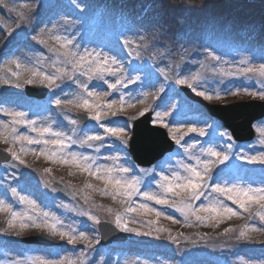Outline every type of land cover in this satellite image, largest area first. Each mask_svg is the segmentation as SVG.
<instances>
[{
	"label": "snow or ice",
	"instance_id": "obj_1",
	"mask_svg": "<svg viewBox=\"0 0 264 264\" xmlns=\"http://www.w3.org/2000/svg\"><path fill=\"white\" fill-rule=\"evenodd\" d=\"M42 7L43 4L40 3V0H37V4L33 9V15L38 17L39 9ZM77 7L81 6L77 5ZM64 23L70 28L74 29L76 27L74 20L66 19ZM55 28L56 25L53 24L52 28L46 27L45 29H41V34L33 35L32 40L39 44H47V41L42 36L47 31L49 37L54 38L60 44L59 49L49 50L53 51L58 59L61 56L63 57L60 63L64 67H57L55 73L47 74L44 71L33 69L32 76L39 77L41 84L47 81V85L51 90V96L55 97L54 100H50V103L54 104L60 110V114L63 115L64 119L73 126L71 129L72 135H68L63 131V125L58 122L57 127L53 128L52 124H40L38 120L29 119V114L26 112L0 108V111L4 115L11 117L12 139L8 140L7 137H4L3 142L15 144L26 141L27 145L30 146L43 145L44 147L40 148V151H36L35 148H31L30 150L35 155H44L46 159L53 162L74 165L81 172L101 180L104 188L100 191L103 194L111 195L113 200L119 198L121 204L127 205L123 209V215L119 212L115 215V227L123 232L135 233L136 235L151 234L150 231L141 232L137 228L128 226L129 220L132 223H137L136 220L130 217L129 214L131 213H136L137 215H140L141 212L152 214L157 219L164 216L165 219L171 220L173 223H179L177 218L163 210L150 206L147 201H153L155 205L168 206L181 213L185 224H189L192 217H195V221L200 223L213 219L216 224H219L221 218L239 215L238 210L249 212L248 219L251 220L253 218L251 214L253 206L256 207L255 215L259 216L261 222H264V181H261L260 186L257 187H253L250 183H233L230 181L221 183V169L218 167L219 165H224L227 168L228 166L225 162L230 161V159L264 166V147L257 148L255 145L245 146L248 152L255 154H247V152L237 153L235 148L239 146L235 144L232 136L227 131H219V136H217V131L221 126L215 120H212L211 117H207L201 121V123L207 125V127H202L199 126V123L183 118L180 104L168 102L163 104L156 103V101H162L164 95H166L164 83H160L155 92L142 93L144 98L134 96L131 93L126 95L122 89H127L129 85H134L137 82H141L147 86H155V83L158 82L156 72L164 75L165 81H167L168 76L165 68L148 69L142 77L139 73L144 70L146 63L143 66H133L130 62L126 66L112 50L104 51L102 49H88L85 47L84 51L81 52L80 48L82 45L77 40L75 32H69L67 35H57L54 34ZM65 31H67V28ZM15 34H17V30L9 31L5 44ZM122 43L125 47H131L133 40L124 36ZM135 43L137 49L143 47L147 51L148 45L145 43V37L140 36V39ZM61 49L63 52L60 51ZM205 52L207 58L215 61L217 64L227 63L223 61L222 56L218 55L215 50L205 49ZM5 55L8 54L5 53ZM128 55L131 57V60L141 59V52L139 50L134 53L130 51ZM10 62L14 63L17 68L21 67V62L18 58ZM132 73L137 74L133 75ZM12 75L18 77L20 73L13 72ZM219 75L233 78L244 77L248 80L255 78L261 85H264V57L261 58L259 64L253 63L251 58H242L234 70L225 71L221 68ZM82 76L86 77L84 81L80 80ZM107 77L115 78V82H111ZM65 78L75 83L80 92H65L64 87H67V85L63 84ZM57 81H60V83H57ZM93 81H102L110 91L98 90L100 85L93 84ZM34 82V79L25 81L26 84H33ZM3 83L13 84L17 88L20 87V84H14L11 79L3 80ZM175 83L177 85H186L197 96L207 101H211L214 98L220 99L222 93L224 95H236L240 91L239 86H235V91H233L232 87H229L232 84L231 80L225 83L222 79L220 83L224 84V87L216 90L208 85L206 78L199 74L186 76L181 71L177 72ZM206 85L208 86L206 87ZM243 91L253 97L264 100V87L250 91L245 85ZM114 93H120L118 100L109 98ZM69 95L72 96L71 99L68 98ZM177 95L179 94L177 93ZM149 97L153 103H147ZM135 102L146 105L140 111V116L145 115L147 112H152L154 113L153 122H158L168 128L172 139L178 146L183 148L187 156V162L178 161L175 166H170L166 170L161 165L159 172H157L156 166L152 169H137L135 165L129 163L126 151L129 141L123 138L126 122L124 126H121L114 119H108V117L116 118L118 113L124 111L125 105L132 107ZM71 108L82 109L87 112V120L84 117L72 118L69 115ZM129 119H135V117H130ZM87 121L95 123L89 126ZM77 125H81V127L77 128ZM17 126H23L29 129L30 132H36L38 135L33 137L30 134H21ZM96 128L103 129V132L96 131ZM191 133H195L197 137H208V146L205 147L203 144H200L199 140H196L192 144L184 141V137ZM113 137L119 141V146H117L116 141L106 144V141L111 140ZM49 145L53 147L48 148L47 146ZM73 145L80 148L86 147L92 149L97 154L100 153L102 148L107 147L111 152L124 153V155H108L103 157V159L110 163H100L99 155L93 156L83 152L71 151L70 148ZM197 145H199V153L192 151ZM20 151L24 152L25 148L22 146ZM7 152L11 155L13 161H18V164H25V161L20 158V154L14 151L13 148H8ZM18 164H9L8 166L17 168ZM48 171V169H45V172ZM157 177L159 178L157 179ZM12 178H16L15 173L12 174ZM153 181H155L159 191L152 190L151 184ZM44 183L46 187H51L53 192L61 191V189L51 184L50 181H44ZM87 187L91 188L92 185L89 184ZM7 189L10 191L12 199L8 200L7 197H0V211H7L9 213L11 217L8 220L9 227H16V221L19 219V228L21 230L28 227L46 229L51 234H58L61 239L66 238L70 245H75L77 241H85L87 242L86 247L90 251H95L93 244L99 243V241H92L85 234L84 230L66 226L62 217L58 216L55 212L44 211L37 205L34 199H30L29 196L22 194L18 186L9 184L7 185ZM134 197H140L141 202L137 204ZM175 197H180V199L177 201ZM221 197L224 199L222 200ZM196 201H200L198 206L195 204ZM226 201H231V204L235 205L236 209L229 206ZM14 203L28 205L36 215L14 211ZM64 207L67 206L65 205ZM200 213H204L205 215H200ZM79 214L88 216L90 220L97 224L100 223L90 212H81ZM156 223L157 220L147 221V225L150 228ZM155 231L161 232L163 229L155 228ZM227 231L229 229H225V232ZM240 236L243 237L244 232H241ZM171 239L179 243L177 237H171ZM185 239L187 238L185 237ZM35 259L39 260L40 264H65L64 260H48L43 257ZM86 259L87 254H85L84 260H80L79 264H85ZM12 264H21V262L13 261ZM68 264H77V262L69 260ZM114 264H118V262H114ZM256 264H264V258L256 262Z\"/></svg>",
	"mask_w": 264,
	"mask_h": 264
},
{
	"label": "rangeland",
	"instance_id": "obj_2",
	"mask_svg": "<svg viewBox=\"0 0 264 264\" xmlns=\"http://www.w3.org/2000/svg\"><path fill=\"white\" fill-rule=\"evenodd\" d=\"M7 1V0H6ZM76 1L77 5H80L81 8L85 7V6H90L92 8V10L88 13V18L81 24L78 20L75 21L76 27L77 29H80V31H88V29L95 24L94 21L92 20V17L96 18L98 14H101L102 16V20L100 21V27L104 30V31H108V34H110L111 36H115L117 37L119 40L123 39L124 36H127L130 40H134L140 33L141 31L143 32V36H145V30L147 28L146 24L150 21H153L154 19L151 17L152 15H155L156 10L154 8V3L155 0H74ZM78 1V2H77ZM94 3H93V2ZM159 1V2H158ZM156 1L157 4V14L155 16V22H157V25L155 26L156 29H158V27L161 25V23H164L163 21L166 19H171V18H176V13L178 12V10H181L182 8H176V7H165V4H163V1L158 0ZM179 1L180 5L182 6H189L190 4L192 6H195V14L193 16V20H197L198 21V25L196 26H192L191 23V27H190V33L189 34H184L183 36L185 38L188 37H193L197 40H201L198 41V45L196 46V50L200 51L201 46L204 44H209V45H213V40L214 37L211 35H208L206 33L200 34L198 27L202 24V21L204 20V18H210L209 20V24L210 27L209 29H213L214 31L217 32L218 36H221V40L224 36V34L222 33L223 27L224 26H228V28L225 30H230L231 26L229 24V22H233L234 20L238 21V18L240 16V9L242 8H238V5L241 3H245L244 7H249L251 9H259L256 5L252 4L254 1L252 0H224V2L226 3L227 6H225L224 8L226 9H234V11L237 12V14L231 18H229V16H231L230 13L228 14H224V15H213V12H211V8L214 6V1H219V0H177ZM257 3L262 5V8L264 10V0H256ZM17 2V1H16ZM114 2L118 3L119 5H123L124 7H115L114 6ZM170 2V0H169ZM19 5L18 7L20 9H23L25 6H23V3L21 2H17ZM75 3V2H74ZM17 5V4H16ZM150 5V6H149ZM73 6V5H72ZM127 6V7H125ZM77 7V6H75ZM146 8L148 7L150 10L147 11L146 13L140 14L136 9V8ZM167 10H171L173 11V13L171 14V12L167 11ZM69 11L72 13L74 11H77L76 8H69ZM210 11V13H209ZM261 11V10H260ZM262 12V11H261ZM264 14V12H262ZM122 15V21L117 18V16ZM189 17L192 16L190 13H188ZM262 17H264V15H261ZM37 16H33V18H36ZM221 18V19H220ZM38 19V18H37ZM214 20H216L218 22V24H214ZM31 21V19H30ZM178 23V21H177ZM176 24V22L174 21H170V24L168 25L167 23V27L168 28H172V30H174V25ZM187 29V28H186ZM213 31V33H214ZM23 34V33H21ZM25 38V37H24ZM101 39H104V36L101 34ZM170 39L172 42L169 43L167 40ZM175 40V36L173 34H167V33H163V38L161 40H159L152 49L150 50V57L148 56L147 60V67L148 65L150 66L148 69H156V68H163L160 66V64L162 65L163 63H165V70L166 73L168 74V71L170 70L172 64H174L173 61L169 62V58L171 56L168 55V53L170 52L169 48H170V44H173ZM191 42V41H190ZM122 43V42H121ZM135 42L133 41V44ZM182 43V41L180 40V44ZM27 43H23L20 45H26ZM131 47H127L128 49H135L137 46L136 44L133 45ZM183 44H187L186 42H184ZM251 46L249 47H243V52L244 55L249 57V58H255L254 54L252 51H250L248 54L246 53L247 49H252L253 48V41L251 42ZM195 44L191 43L190 47L194 46ZM13 46V43H11L9 47ZM177 48V45H174ZM46 48V47H45ZM53 49H59L60 46H52ZM183 51L185 53H190L192 50L191 48L188 47H182ZM108 50H112L111 47L108 48ZM61 52H63V50H60ZM113 51V50H112ZM114 52L116 54V49H114ZM202 53V52H201ZM48 55V60L45 58V65H46V70H42L46 73V71H49V73H55L56 72V68L57 67H64V65L62 63H60V60L63 59V57L61 56L59 59L57 58V56L55 55V61L52 60V56L50 54ZM118 57L120 58V54H118ZM178 57H180L178 55ZM229 59V67L227 68V70H234L236 65H233L231 63L230 58ZM189 60L192 63H195V57L193 59ZM53 61V67L51 66V62ZM178 61H180V59H178ZM177 61V62H178ZM186 61V60H184ZM44 62V61H42ZM198 62L200 63V65L204 64V59L200 58L198 59ZM123 63H125V61L123 60ZM132 65H134V63H132ZM198 65V63L193 67L196 68ZM209 66H211V62L210 64H207ZM176 69H178L177 65L175 66ZM211 69H208L204 72V74L207 76L208 73H211L210 76L208 77H212L211 79L208 80V85H210L213 89L217 90V86L221 87V83L220 81L223 79H226L225 77H215L217 76V74L215 73L218 72L220 73L221 68H217L216 67H210ZM146 67H144V70L141 71L139 73V75H141L142 77L144 76L145 71L148 70ZM40 71V70H39ZM47 74V73H46ZM137 73H134V75H136ZM21 75H19L18 77L14 76V81L15 83L18 84H22L19 81V77ZM156 76L158 77V81H159V76H161V74H159L158 72H156ZM29 79H34V81L36 82L37 85H45L48 87L47 85V81H45L43 84L40 83V79L39 77H30ZM238 78L235 79L234 84L238 85L239 82ZM253 82H258L257 79H252ZM57 83H60V81H57ZM139 83V82H137ZM136 83V84H137ZM158 82L155 83V86L157 85ZM260 84V83H259ZM206 85V87L208 86ZM134 85H129L127 89H124L123 92L127 95L128 93L131 92V90L134 88ZM136 88L140 89V85L136 86ZM18 91L21 93V89L19 88ZM175 97H176V103L181 105V109L183 112V118L187 119V120H191L193 122L199 123V126L205 127L206 125H204L203 123H201V121L205 118H207V113L204 109L202 108H192V105H190V103H186L184 100H180V98L178 97L177 93L174 91L173 92ZM118 95H120V93H118ZM232 95H224L223 97H221L220 101L222 100H226L227 103H232L234 102L235 99H231ZM53 99H55V97L53 96ZM118 100V99H117ZM213 100H217V99H213ZM211 100V101H213ZM147 103H153L151 98H148V102ZM25 106L21 105L23 110H26V108L28 107L27 103H24ZM146 105L144 104H140L138 102L134 103V107L129 111L128 106L127 108L124 109L123 113H118L117 117L114 118V121L118 124H120L121 126H124L125 122H126V128H125V133L123 134V138L127 139V137L129 136V125H131V119H129L130 117H136V115H138L140 113V111H142L145 108ZM81 112H85L82 109H77ZM197 114V115H196ZM118 117H120L121 119L119 120ZM72 118H73V114H72ZM90 126L93 125L95 122H87ZM217 123V122H216ZM218 124V123H217ZM78 126V125H77ZM159 126H162L159 123ZM81 127V126H79ZM78 127V128H79ZM164 127V126H162ZM167 128V127H166ZM168 129V128H167ZM219 131H225L222 127H220V129L217 131V136H219ZM257 131L261 134L264 131V128H257ZM170 134V133H169ZM171 135V134H170ZM172 138V135H171ZM208 139V137H206ZM12 139V134L10 135V137H8V140ZM112 141H116L117 146H119V141L118 140H113L111 138V140L106 141V144L111 143ZM184 141H186V138L184 137ZM258 141V140H257ZM255 141L252 145H255L257 147H262L263 144L262 142H264V138H261L259 142ZM23 142V141H22ZM22 142H18L15 144L12 143H5L3 142L2 139H0V148H4V149H8V148H13L14 151H17L20 154V158L23 159L25 161V164H18V161H13L10 164H18L17 168H11L7 165H3L0 166V173H2V181L0 182V197H4V192L8 195V197L10 199L11 198V194L10 191L7 189V183L9 182V180L12 182V186H18V183L20 182H27V181H32L31 183L27 182L26 185L24 186H31V188L36 192V195H38V197L35 195L33 197V199L36 201L37 205H39L41 208L43 206V202L41 201L42 199H52L54 200L53 202L49 203V209H47V211H52L55 212L58 216L62 217V219L64 220V224L66 226H72V227H77L78 229L84 230L85 234L88 235V237L92 238V233L95 232V228H93L95 222L90 220L88 218V216L86 215H80L79 213L81 212H90L91 215L95 216L97 219L100 218H105L109 221H114L115 222V215L117 212L121 213L123 215V209L126 207V204H121L119 202V198L117 200H113L111 195H105L103 194L100 190L103 189L104 187L101 186V184H103V182L101 180L95 179L94 177L89 176L87 173H83L80 171L79 168L71 165V164H62L59 162H53L52 160L46 159L44 155H35L33 153H31L30 151H28L26 149V147L23 145ZM183 143V141H182ZM25 148L24 152H21L20 149L21 147ZM245 146L248 145H244L240 150L238 147L235 148V151H241L242 149H247ZM36 149V151L38 150V147L35 146L33 147ZM106 150L108 149L107 147L102 148L101 150ZM198 149H199V145H198ZM127 151V150H126ZM182 151V153H181ZM101 152V151H100ZM195 153H199L198 150L194 151ZM247 154H251V152H248V150H246ZM121 155L123 156L124 153H118V152H111L110 150L105 152L103 155H101V153L97 154L94 150L90 149V152L88 153V155H99L100 157V163H110L108 161H105L103 159V157L108 156V155ZM128 154V152H127ZM129 159V157H128ZM178 161H185L187 162V156L185 155V153L183 152V148H181L180 146L177 145V150L174 151L172 154L166 156L163 160L159 161L156 164V170L157 172H159V168L162 165L163 167H166V169H168L170 166H175L177 164ZM194 162V161H193ZM129 163H131L130 159H129ZM228 166L227 169H224L225 166L221 167V165L219 166V168L221 169V171H225V172H229L232 173L234 170L242 168L244 175L248 178L245 180V182L248 184H253L254 187L260 186L261 184V180H256L254 178H251L250 175L251 173H264V166L260 165V164H248L245 161H241V160H235V159H230V161H226L225 162ZM132 164V163H131ZM26 166L32 167L35 170H38V172H45V167H49L48 168V172L39 174V175H35L33 176L32 173L26 168ZM137 168V167H136ZM139 169V168H137ZM15 173L16 178L13 179L12 178V174ZM159 177H157L158 179ZM256 178V177H255ZM25 179V180H23ZM56 179L62 180L65 183H67L68 185H70V187L79 195V202H75V201H70V200H66L65 198H60L57 197V195L55 194V192H53L51 190V187H46L44 181H54ZM91 184L92 187L89 188L87 187V185ZM9 185V184H8ZM23 186V190H24V195H26L27 189H24L25 187ZM19 188V186H18ZM20 190V188H19ZM157 191H159V189L157 188ZM171 201V200H170ZM148 203V202H147ZM67 207H64V206ZM150 206L157 208L158 210H160L158 207H156L155 204H151ZM162 206V205H161ZM166 207V213L171 214L172 216H174L175 218H177L179 220V223H173L171 220L165 219L164 216L159 217V220H157V223L153 226H151V228L147 225V221L148 220H154V215L152 214H144L143 212H141L140 215L134 214L133 216L130 217H135L137 223H130L128 226L129 227H133V228H137L138 230H140L141 232H151L152 234H156L158 235L159 232L155 231V228H161L163 229V231H161L162 234H167L170 233L171 237H177L179 241H202V245L196 249V250H184L178 247L177 243L172 241H165L163 243V251H168V249H173L176 250L180 255H184V258H176V257H170V261L173 262V264H182L186 259H191V256L196 253L197 255H210V256H216L217 259H220L221 264H247L245 261L246 259L243 258L242 253L237 250L236 248H230L229 250L224 246V241L220 240V239H226L228 237H236L238 234V237L240 236V233L242 232L239 231L240 227L237 225L236 222V217L232 216L230 217V219H232L231 221H228L226 223H224L222 226L218 227V226H213L214 222L212 221H208L206 223V229L205 230H201L198 226H196L195 228H192V225H188V224H184L183 227L180 226V224L184 222V218L181 215V213L175 211L172 208H169L168 206H163ZM111 210V211H109ZM162 210V209H161ZM18 213H23L24 210L23 208H21L20 210L17 211ZM0 214L3 215V211H0ZM33 214L36 215V213L33 211ZM4 216V215H3ZM229 219V218H228ZM9 220V219H8ZM7 220V221H8ZM130 221V220H129ZM215 221V220H213ZM221 222H222V218H221ZM195 225V224H194ZM225 229H229V231L225 232ZM35 230H39L41 231L42 228H33V227H28L25 229H20L19 228V219H17L16 221V227L12 228L6 226L5 229L3 230L2 227L0 226V241L3 238H8L10 241L8 243L4 244V245H0V264H12L13 261H19L21 262V264H40L39 260H36L35 258L37 257H43L45 259L48 260H64L65 264H68L69 260H74L77 262V264H79L80 260H84L85 259V254H87V259L85 261V263L87 264L89 258L90 260L92 259V252L93 251H89L86 249L82 250V249H71L68 246V242L67 239H63L65 241V243L62 245V247L57 248V249H41L43 251H39L35 252L36 250H30L29 246H25L20 244L19 239L21 236H23L26 233L35 231ZM134 235L135 239L132 240V242L134 240H137V242H133L131 244V247H125V249L123 250H116V249H102V251L99 250V246L97 245V247L94 246L95 251L97 254L100 255L99 257V261L97 264H105L108 262L110 264H112L113 259H115L116 254H120L122 252L124 253H129L130 249H136V250H143L145 249V244H143L141 242L145 241V237L144 235H136L135 233H131ZM182 234V235H179ZM57 237H60L58 234H55ZM185 237L187 239H185ZM203 237V238H202ZM261 237H264V233L261 235ZM16 238V239H15ZM87 243V242H86ZM233 243H229V245H232ZM201 250V252H200ZM220 251V252H219ZM77 255H76V254ZM60 257H57L58 255H60ZM108 254H110V256H108ZM137 254H141L140 252H137L135 254H130L128 255L123 262H129L131 264H137ZM73 255H76L73 257ZM202 258V257H201ZM93 260H95L93 258ZM259 258L256 259H250L249 262L251 264H256V262H258ZM145 264H147V262H144ZM163 263L165 264V261L163 260ZM199 263V262H196ZM151 264H155L151 263ZM202 264H217L216 260H212V261H208L203 259V263Z\"/></svg>",
	"mask_w": 264,
	"mask_h": 264
},
{
	"label": "bare ground",
	"instance_id": "obj_3",
	"mask_svg": "<svg viewBox=\"0 0 264 264\" xmlns=\"http://www.w3.org/2000/svg\"><path fill=\"white\" fill-rule=\"evenodd\" d=\"M156 1H158V0H155V5L157 6ZM161 1H163L166 8L167 7H176L177 9L180 7L182 8L181 10H178V12L176 13V18H171L168 20L165 19L163 21L164 23H162L164 25H167V23H168V25H169L170 21L176 22V19L178 21V23L176 22V25L174 27L175 28L174 35L179 36L181 38L182 43H181V46L178 47V53H175L171 60L174 61L179 54V56L181 58L189 61L190 63H192V62L189 60V58L193 59L195 57V63H193V64H197V57H198L199 51L196 50V46L198 45V43H197L198 41H197V39H193V37L192 38L191 37L185 38L183 36L184 34L190 33L191 25H190V20H189L188 16H186L187 12L191 11L190 13L192 15L193 12H195L196 7L192 6V5L182 6V5H180V3L177 0H170V2H169V0H161ZM81 9H82L81 10L82 16L80 18L83 19V17H84L87 19L88 18V9L85 7H82ZM136 9H138L137 11L140 14L144 13V11L141 8H136ZM167 11L171 12V14L173 13V11H171V10H167ZM121 16L122 15H119V16H117V18H119L122 21ZM101 20L102 19L100 17L96 18V24L98 26H100ZM64 21H65L64 15H61L60 17H57L53 20H48V21L46 20L45 22L49 23V28H52L53 24H55L56 28L54 29V34H57L60 31V29L58 27L64 25ZM155 25H157V23L154 21H153V23L149 22L147 24V26L151 27L152 30H155V27H154ZM41 29H43V28H39L36 31L38 33H41ZM43 34H45L46 36L49 37V34L47 33V31H45ZM76 37H77V40L79 41V43L82 45V47L80 48L81 52L84 51L85 47L88 49L95 48L97 50L102 49L104 51H108V49L105 46L109 47L110 43H111V45H113L115 47L117 55L119 53L122 54L123 50H124V46L121 47V43L118 42V40L115 37H107V40L109 43L99 44V40L95 37L94 31L76 34ZM43 39H44V36H43ZM85 42H86V45H85ZM184 42L187 43L186 47L191 48L192 51L190 53H185L183 51L182 45ZM189 42L193 43L195 45L190 47V44H188ZM42 55H44V54L41 53L40 49H38L36 52H34L33 49H27V47L16 48L11 54H9L7 56L1 54V51H0V103L2 104L1 108L8 109L9 106L12 103H14L15 96H16V93L14 90L15 86L13 84L3 83V80H7V79H11L14 81V76L12 74L5 76V74H9L8 69L10 68V66L12 64L10 61L18 58L21 62V67L18 69L21 72H23L25 69H29V71H32L33 69L41 71L43 69V64L40 63V61L43 60V59H41ZM162 66H163V68H165V64H162ZM178 66L180 67L181 65H177V67ZM180 70L182 73H185L186 75L192 74L191 70L187 69V67H183V68L181 67ZM21 72H19V73H21ZM85 79H86V77H83V76L80 77L81 81H84ZM93 83L99 84L100 90H101V87H104L101 81H93ZM64 85H67V87H64V90L67 93H79L80 92V89L71 80L65 79ZM219 89H221V88L218 86L217 90H219ZM142 93H148V92L139 90L138 93H136L134 96H140L142 98L143 97ZM68 98L71 99L72 96L69 95ZM171 99H172V96L167 95L165 97L164 103L167 101H171ZM72 111H74V108H72ZM51 116L54 118L52 121L47 119L45 116H41V115H38L35 120H38L40 124H45V125L52 124L53 128L57 127V122H58V123L63 125V129H62L63 131H65L68 135H72L71 129L73 126L71 124H69L68 121H66L64 118H62V115L60 114V111L58 109H55V114H51ZM6 119H7V116L4 115V113L2 111H0V131L4 128V125L6 124ZM20 131L21 132L26 131V128H23L20 126ZM27 132L30 135H32L33 137L38 135L36 132H30V130H28ZM190 136H193L195 141L198 140V138H201V137H197L195 133H191L187 137L189 138ZM194 149L199 151L198 148H194ZM70 150L76 151V152H83L85 154L89 153V150L86 147L80 148L79 146H76V145L71 146ZM242 176L243 175H242V172L240 170L236 171L234 173V175L232 176L231 182L240 183ZM0 177H1V174H0ZM222 177L224 179H226L228 177V175L225 176L224 173H221L220 174V180ZM2 180L3 179L0 178V182ZM26 195L29 196L30 199H33V197L35 196V191L32 188H27ZM221 199L223 200V198H221ZM226 203L229 206L234 208V205L231 204L230 202L226 201ZM199 204H200V202H199ZM20 205L22 206L24 212H27L28 215H33V210L31 208H29L28 205H26V204H20ZM201 214L205 215L204 213H201ZM248 222H249V228L250 229L254 230L255 232H258L259 234L261 233V228L257 224H255L252 220H248ZM260 224L262 226L264 225L263 222H261ZM246 241H247V234H244L243 237L240 236V242L237 244L236 247L241 249L244 245H246L245 244ZM233 242H236V240L234 238H231L229 243H233ZM246 247H247V250L245 252L249 256H252L253 252H255L258 248H260V245H257L255 243H251V244H247ZM130 253H134V252H130ZM114 262H118V264H131L129 262H123V260L120 257H118ZM105 264H110V263L106 262Z\"/></svg>",
	"mask_w": 264,
	"mask_h": 264
},
{
	"label": "water",
	"instance_id": "obj_4",
	"mask_svg": "<svg viewBox=\"0 0 264 264\" xmlns=\"http://www.w3.org/2000/svg\"><path fill=\"white\" fill-rule=\"evenodd\" d=\"M226 127L230 128L235 137L251 135L250 124L254 115L245 113L241 109H232L221 112ZM155 128L148 127V115L136 122L134 135L131 140V152L136 161L141 164H150L161 147L168 144L163 134Z\"/></svg>",
	"mask_w": 264,
	"mask_h": 264
}]
</instances>
